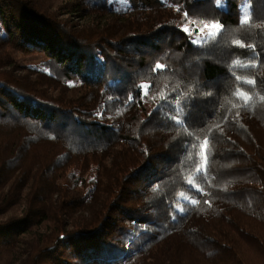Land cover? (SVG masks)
<instances>
[{
    "label": "trees",
    "instance_id": "trees-1",
    "mask_svg": "<svg viewBox=\"0 0 264 264\" xmlns=\"http://www.w3.org/2000/svg\"><path fill=\"white\" fill-rule=\"evenodd\" d=\"M53 1L0 0V264H264V0Z\"/></svg>",
    "mask_w": 264,
    "mask_h": 264
},
{
    "label": "snow or ice",
    "instance_id": "snow-or-ice-1",
    "mask_svg": "<svg viewBox=\"0 0 264 264\" xmlns=\"http://www.w3.org/2000/svg\"><path fill=\"white\" fill-rule=\"evenodd\" d=\"M217 5L221 6V0H216ZM241 8V12L242 15L240 17L239 20V24L240 25H251L253 23V12L251 10V0H244V3L242 5H240ZM185 17H188V14L185 12L184 13ZM197 27L200 28V32H197L196 36L193 38V43L196 44H203L205 41H212L214 42L218 36L223 32L224 30V26L219 24V23H212V24H204L203 27H200V25H197ZM204 28H209V29H216V32H209L207 35H205L202 39L200 37V33L203 32ZM183 30L185 32H188L189 35H191V32L189 31V29L187 27H184ZM235 45H237L238 47H245L246 45L241 41V40H235L233 42ZM253 49L255 48V46H251ZM248 67H258L259 65L256 64H249L247 65ZM155 68L157 70L162 69L163 66L160 64H157L155 66ZM237 80H240L242 84L246 83L248 85H253L255 86L257 81L255 79H241L240 77H236ZM146 87H150L149 85H142L141 88H146ZM234 95L240 100L241 105L244 107H248L250 101L253 99L252 96L248 95L247 92L242 91V90H237ZM237 116H239V112L236 113ZM178 123L180 121H177ZM207 145H208V141L207 139H205L202 144H197L194 145L193 147L197 149V172L203 175H207V167L201 168L199 167L200 164H202L203 162L207 161L208 159V155H207ZM201 151H203V155H201ZM193 205L197 204L198 201L197 200H191L190 201ZM179 211L184 212L185 209L181 208L179 209Z\"/></svg>",
    "mask_w": 264,
    "mask_h": 264
},
{
    "label": "rangeland",
    "instance_id": "rangeland-1",
    "mask_svg": "<svg viewBox=\"0 0 264 264\" xmlns=\"http://www.w3.org/2000/svg\"><path fill=\"white\" fill-rule=\"evenodd\" d=\"M53 2H54L53 4L54 10H59V11L64 10V5H65L64 0H54ZM112 2H113L115 11H118V12H128L129 11L130 7H129L128 0H112ZM68 16L69 14L66 15V17ZM86 20H82L80 23L86 25L90 22V19L89 21H86ZM204 24H212V23L204 22L202 25H200V27H203ZM186 27L189 29L190 32H194V24L188 25ZM216 31H217L216 29L204 28L203 32L200 33V37L202 39L209 32H216ZM197 32H200V28L198 29ZM16 58L24 70H27L29 68L36 69V70H42L40 63L46 60L45 54H36L32 56H28L24 54H16ZM14 213H21V209H17L16 211L10 213L9 215H12ZM44 230H46V227H43L40 229V231L42 232H44Z\"/></svg>",
    "mask_w": 264,
    "mask_h": 264
}]
</instances>
